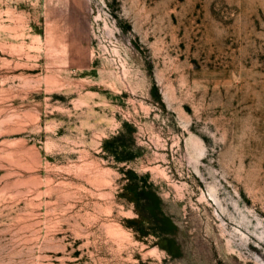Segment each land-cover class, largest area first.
I'll return each mask as SVG.
<instances>
[{
	"label": "rangeland",
	"instance_id": "374dc122",
	"mask_svg": "<svg viewBox=\"0 0 264 264\" xmlns=\"http://www.w3.org/2000/svg\"><path fill=\"white\" fill-rule=\"evenodd\" d=\"M0 264H264V0H0Z\"/></svg>",
	"mask_w": 264,
	"mask_h": 264
}]
</instances>
